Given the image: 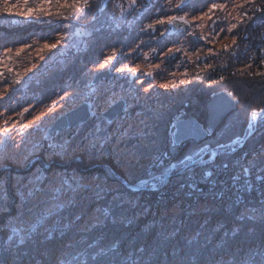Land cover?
<instances>
[{"label": "rangeland", "instance_id": "rangeland-1", "mask_svg": "<svg viewBox=\"0 0 264 264\" xmlns=\"http://www.w3.org/2000/svg\"><path fill=\"white\" fill-rule=\"evenodd\" d=\"M0 1V17L8 15L13 21L21 19L20 21L34 22L47 19V25H51V21L64 19L58 11H66L70 6L68 0ZM92 1L87 3L88 7H91ZM145 2L148 5L144 4ZM180 2L181 0H157L155 6L159 8L156 14H151L154 16L152 21L144 22L143 19L141 22L143 11L154 4V0H98L101 4L100 10L108 5L101 16L102 26L110 30L119 29L120 32L115 34L121 42L128 37V33L132 34L135 37L134 42L124 48L120 46L122 44L116 47L114 43L113 47L107 50L106 58L101 56L104 60L102 63L92 62L86 70L76 76L69 77L72 72H63V69L71 65L79 53H83L98 26H80L74 23L68 30L74 29L66 32L67 38L58 35L57 39L47 38L29 48L27 44L0 47V247L2 251L9 252L8 256L12 250L19 249L22 251L20 258L29 253L26 245L29 247L33 244L37 250L45 252V259L48 261L56 255L59 233L57 231L61 224L73 223L74 230H77V226L83 230L101 228L105 215L99 212V205L93 208L89 203L98 197L106 196L105 190H116L121 188V185L108 179L103 172L83 170L82 166L87 161H95L97 164L104 163L112 167L113 162L117 160L123 161L127 166L129 158L139 156L137 145L125 144L131 143V134H145L149 120L148 109L161 106L151 105L155 101L151 97H158L155 94L158 89L155 85L152 86V81H156L161 93L163 90L165 93H176L180 86L185 87L190 73L188 63L193 62L194 55L202 50V45L194 46L196 39L204 41L208 46L213 44L202 53L204 54L221 48L237 34L238 31L235 34L228 33L222 38L221 30L215 34L213 32L215 23L221 18H224V21L220 28L225 25L232 27L234 8L229 4L231 1L217 0L194 13L191 12L193 4L189 2L180 6ZM72 7L76 6L73 4ZM239 17L242 20L244 11ZM242 23L243 20L241 26ZM131 29L135 31H130ZM164 40H168V43ZM84 53L94 55L92 49ZM104 68H110L114 74L93 82L95 73ZM124 76L129 79L123 80ZM202 77L204 85L208 81L205 72ZM89 97L92 98L91 119L49 134L50 126L61 114ZM121 97L127 98L126 109L114 120L109 121L102 113ZM184 108L178 109L168 121L169 139V130L174 118ZM257 129L258 125L255 131ZM257 141L259 140L255 139L253 143ZM166 149L171 150L166 144L158 151L148 168ZM204 155V160L215 157L213 151ZM244 157H250L251 161L247 162ZM261 157H264V141L241 153L238 159L224 161L232 163V173L231 169H223L215 162L203 163V166L197 169L201 176L203 167L208 165L211 168L216 165L220 167L216 170L218 174H222V169H227L233 179L236 175H247L249 169L250 172L260 173L262 170L256 171L253 165L264 166V162H260L264 161ZM177 174L182 173L179 171ZM182 180L187 178L177 181ZM202 194L205 195L203 197H210L205 191L195 194V197ZM116 197H121V193H117ZM130 197L124 195V199L135 206L137 196ZM262 198L264 197H260ZM190 199L186 200L188 204L194 200ZM79 200L82 204L76 206V201ZM142 202L149 203L143 200ZM164 204L166 202H158L155 208L146 205V212L161 215L164 213L163 209H166ZM225 204L222 203L220 207L217 205L216 208H224ZM244 213L250 218L241 213L238 217L250 220L263 217V202L243 211ZM140 214L142 213L138 215ZM178 227H182L184 231L191 230L182 223ZM98 235L100 234L93 238ZM41 237L48 241V248L41 246ZM77 238V234H73L72 240ZM59 243L61 245L60 241ZM86 243L82 244L84 247L80 253L78 250L81 245L76 248L71 246L68 255L60 254L58 260L54 259V264H83L86 258L84 248L91 245L86 246ZM98 250L99 248L97 251H89V254L96 259ZM60 253H63L62 250ZM42 262L38 261L39 264Z\"/></svg>", "mask_w": 264, "mask_h": 264}, {"label": "trees", "instance_id": "trees-1", "mask_svg": "<svg viewBox=\"0 0 264 264\" xmlns=\"http://www.w3.org/2000/svg\"><path fill=\"white\" fill-rule=\"evenodd\" d=\"M68 1H70L68 9L58 11L64 19L50 20L51 25L45 24L49 22L45 21L47 19L34 22L31 20L20 21L21 19L13 21L8 15L0 17V47L24 46L27 44V48H29V46H33L47 38L57 39L58 35L67 38L66 32L74 23L80 26H98L99 28L95 29L94 37L88 40L87 47L82 51L83 53H79L70 63L71 65L63 69V72L65 70L72 72L69 75V77H72L82 73L92 62L95 64L102 63L104 60L101 59V56L106 58L107 50L111 49L114 43L116 47L122 44L120 46L124 48L134 42L135 37L132 34L128 33V37L121 42L119 36L115 34L120 32L119 29L110 30V28L102 26L101 16L105 13L108 5L100 10L101 4L98 3V0H93L91 7L87 6V3L91 0ZM215 1L217 0H191L190 4H193L194 7L191 12L202 10L207 4ZM218 1H231L232 3L229 4L234 8L232 9L231 28L227 25L220 28L224 18H221L218 22L216 21L217 23L213 27L214 34L221 30L220 37L224 38L228 33L235 34L239 30L242 21L239 16L245 10L247 3L246 0ZM73 4L76 7H72ZM156 4L157 0H154V4L149 5L143 11L141 22L143 19L144 22L152 21L154 16L151 14H156L158 12L156 10L159 8L155 6ZM221 17L224 16L221 15ZM41 21L42 23H40ZM134 27L136 28L135 25ZM73 29L70 28L68 32ZM130 31H135V29ZM116 40L118 41L116 42ZM164 41L168 43V40ZM198 44L203 47L198 54L194 55L193 62L188 63L190 73L187 83L185 82V87L180 86L176 93H165L163 90V94L160 92L156 81H152V86L155 85L158 89L155 92L158 97L156 99L151 97L152 100H155L151 105L161 106L157 109H148L149 120L147 121L145 134L138 136L131 134V140L129 141L131 143L126 142L125 144L126 146L137 145L140 152L139 156L129 158L127 166L123 161L118 162V160L113 162L112 167L104 163L97 164L95 161H87L86 164L81 165L83 170H90L95 173L103 172L108 179L121 185V188L116 190H105L106 196L98 197V199L91 200V203H89L93 208L98 205L101 207L99 212L105 215L104 225L101 228L95 227L89 230L79 229L77 226V230H74L75 225L71 222L72 225L61 224L59 231L55 229L59 233L57 235V250L54 249L56 255L53 256V259L46 261L45 252L37 250L33 244H30L29 247L26 245V250L29 253L20 258L21 250H12L8 256L9 252L2 251L0 247V264H39V260L43 261L42 264H54V259L58 260L60 254L68 255L71 246L76 248L81 245L78 250L80 253L82 247H84L82 244L87 242V246L93 241L96 242L84 248L86 258L83 264H94L95 262V264H264V215L250 220L247 219L250 218L248 214H243V211L251 209L256 204L261 202L264 204V198L257 197L254 200L246 199L237 203H228L224 205V208L217 209L218 201H216V197H214L213 203L207 204V199L211 197H203L205 195L202 194L199 195L200 197H194L192 203H189L187 207H182L177 200L166 203L163 206L166 208L163 209L164 213L159 215V213L153 214L151 211L146 212V205L150 208L152 206L155 208L157 205L142 202V195L145 191L126 186L120 179V177H123L129 183H137L146 178L149 175V164L166 144L172 151L173 160L170 165L163 167L162 171L170 170L172 164L181 161L188 155H195L206 144L216 146L227 143L238 136L247 135L252 111L264 107V76L252 77L247 75L203 85L204 70H202L201 57L203 56L202 53L213 44L208 46L204 41L196 39L194 46ZM88 49H92L94 55L84 53ZM81 60H84L82 64L80 63ZM119 79L121 78L119 77ZM128 79L127 76L123 77V80ZM220 90L230 91L237 99V107L204 139L187 142L174 150L173 139L167 137L169 119L178 109L185 107L192 96H209ZM90 98L85 100L91 103ZM124 98L127 100L126 97ZM133 108L134 106L131 109L133 110ZM262 129H264V116H261L258 122L257 131L260 130L259 132L253 133L244 144H239L236 148L218 152L211 162L222 164L224 161L238 159L241 153L255 148L264 141V130L262 131ZM255 139L259 141L253 143ZM122 148L123 145L120 149L122 150ZM262 158L264 157L260 159ZM260 162L263 163L264 161ZM192 171L191 168L182 172L178 175V179L187 178ZM260 187V194L264 197V182L261 183ZM117 193H121V197H116ZM124 195H127L128 198L137 196L135 206L129 200L126 201ZM76 203V206H78L82 204V201L79 200ZM124 209L126 211H123ZM139 213L142 214L138 215ZM240 213L247 218L238 217ZM180 223L188 226L191 230L184 231L182 227H178ZM75 224L77 225L76 221ZM73 234L78 236L75 241L72 240ZM96 234L100 235L93 238ZM43 238L39 239L43 240ZM91 238L93 239L90 240ZM70 241L72 242L70 243ZM46 243L48 241L44 239L41 246L48 248ZM98 248V255L95 259L92 254H89V251H97ZM61 250L63 253H60Z\"/></svg>", "mask_w": 264, "mask_h": 264}, {"label": "built area", "instance_id": "built-area-1", "mask_svg": "<svg viewBox=\"0 0 264 264\" xmlns=\"http://www.w3.org/2000/svg\"><path fill=\"white\" fill-rule=\"evenodd\" d=\"M246 3L243 25L235 37L225 42L221 48L203 54L201 64L208 80L204 85L247 75L264 76V0H247ZM261 116H264V107L252 111L247 131L256 130ZM172 127L173 125L169 130L170 138L173 137ZM244 139L245 135L238 136L234 140V148L237 144H242ZM244 158H247V162L251 161L250 157ZM211 159L212 157L195 161L186 167L193 168L187 180L177 181L178 178L164 176L163 167L171 164L173 160L171 150H164L148 168L149 175L140 182L145 188L142 200L149 203L177 200L184 205L186 197H195V194L205 191L211 197L207 202L211 203L216 197L217 205L220 207L222 203L263 197L259 188L264 182V166L259 167L250 163L256 171H262L254 173L249 169L247 175H236L232 179L228 170L223 169H231L232 173L233 165L224 162L218 164L223 167L222 174L216 172L220 167L213 165L210 168L207 165L203 167L200 176L197 168L203 166V163H211Z\"/></svg>", "mask_w": 264, "mask_h": 264}, {"label": "water", "instance_id": "water-1", "mask_svg": "<svg viewBox=\"0 0 264 264\" xmlns=\"http://www.w3.org/2000/svg\"><path fill=\"white\" fill-rule=\"evenodd\" d=\"M191 0H181L180 6L188 4ZM114 72L110 68H104L97 71L94 75L93 82L99 81L101 78L113 75ZM194 98H199L203 103V110L198 113L195 110L189 109L190 103ZM127 100L124 97L117 99L102 115L109 121L114 120L126 108ZM237 107V99L228 90H220L210 94L209 96L196 95L189 99L186 103L184 110L175 117L173 124V144L174 150L183 146L187 142H196L204 139L209 132L213 131L224 118ZM92 108L88 100L81 101L80 104L67 112L61 114L50 126L49 134L56 130H62L65 127L77 126L80 123L86 122L91 118ZM251 133L249 134V136ZM235 141L220 144L217 146L205 145L201 147L195 155H188L174 166V168L165 173L164 176L169 178L171 175L176 174L180 169L193 164L196 160L203 157L208 151L218 152L228 149L233 146ZM191 161L190 165L182 166L186 160ZM121 181L129 187L137 190L144 189L140 183H129L125 178L120 177Z\"/></svg>", "mask_w": 264, "mask_h": 264}, {"label": "bare ground", "instance_id": "bare-ground-1", "mask_svg": "<svg viewBox=\"0 0 264 264\" xmlns=\"http://www.w3.org/2000/svg\"><path fill=\"white\" fill-rule=\"evenodd\" d=\"M189 109L195 110L196 112L200 113L203 110L202 100H200L199 98H194L190 103ZM247 139L248 138H246L245 141H247Z\"/></svg>", "mask_w": 264, "mask_h": 264}]
</instances>
